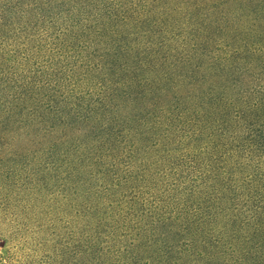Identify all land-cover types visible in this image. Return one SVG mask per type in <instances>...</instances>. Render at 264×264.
I'll list each match as a JSON object with an SVG mask.
<instances>
[{"label": "trees", "instance_id": "trees-1", "mask_svg": "<svg viewBox=\"0 0 264 264\" xmlns=\"http://www.w3.org/2000/svg\"><path fill=\"white\" fill-rule=\"evenodd\" d=\"M12 142L84 180L87 264H264V0H0Z\"/></svg>", "mask_w": 264, "mask_h": 264}, {"label": "rangeland", "instance_id": "rangeland-1", "mask_svg": "<svg viewBox=\"0 0 264 264\" xmlns=\"http://www.w3.org/2000/svg\"><path fill=\"white\" fill-rule=\"evenodd\" d=\"M48 50L31 63L44 62ZM64 170L63 160L51 159L43 148L19 142L0 147V264H87L81 251L92 235L94 201L84 180ZM120 188H108L115 198L108 215L125 213L122 201L129 192Z\"/></svg>", "mask_w": 264, "mask_h": 264}]
</instances>
